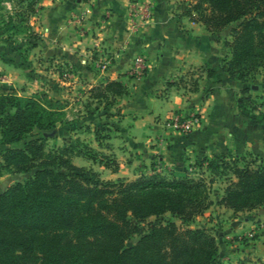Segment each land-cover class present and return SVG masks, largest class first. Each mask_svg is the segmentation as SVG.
Masks as SVG:
<instances>
[{"label": "trees", "instance_id": "16d2710c", "mask_svg": "<svg viewBox=\"0 0 264 264\" xmlns=\"http://www.w3.org/2000/svg\"><path fill=\"white\" fill-rule=\"evenodd\" d=\"M36 2L29 4L31 13ZM186 14L212 34L232 26L231 39L223 42L231 56L220 60V69L230 79L248 82L264 68V0H197ZM32 32L36 41L31 48H36L44 39ZM205 70L208 79L215 76L213 69ZM193 85L196 90L197 79ZM252 90L253 86L241 90L237 106L243 116L260 123L262 103H257ZM126 93L127 84L107 78L89 94L110 107ZM65 118L60 99L45 92L18 95L0 85V175L3 170L28 174L0 192V264H251L250 259L221 261L213 234L206 228H190L193 219L214 204L203 179L192 178L187 169H154L133 180H101L97 172L72 161L73 156L96 161V149L79 139L47 148L58 124H68ZM102 126L100 142L110 138V129ZM100 158L116 173L117 163L108 155ZM226 158L214 157L223 162ZM232 165L236 180L218 204L238 214L264 207V157L248 152L235 156ZM166 214L185 227L174 220L149 221ZM133 235L139 241L126 246Z\"/></svg>", "mask_w": 264, "mask_h": 264}, {"label": "crops", "instance_id": "0c3cea01", "mask_svg": "<svg viewBox=\"0 0 264 264\" xmlns=\"http://www.w3.org/2000/svg\"><path fill=\"white\" fill-rule=\"evenodd\" d=\"M145 1L153 3L154 15L132 30L128 21L131 0H40V14L33 24L44 43L36 50L42 57L56 56L70 65L86 62L94 66L93 57H109L108 68L93 75V81L110 78L128 85V93L118 98V107L124 115L121 129L130 136L124 143L116 140L114 151H122L121 155L116 153L119 158L130 156L129 167L140 159L131 154L140 152L147 164L158 162L152 170L165 171H185L186 164L199 156L219 157L226 151L264 157V120L255 123L237 106L241 90L249 85L230 79L220 69L221 58L231 56L223 42L231 39L232 26L212 34L201 21L191 20L186 10L197 0ZM137 56L145 58L143 78L128 73ZM206 68L213 69L215 76L208 79ZM0 73L20 75L3 62ZM258 77L264 84V73ZM196 79V90L184 88ZM0 84L15 88L11 78L0 80ZM263 91L264 85L260 88ZM194 112L200 116L192 132H177L166 126L174 114L190 117ZM124 145L127 147L120 150ZM118 170L113 173L116 179ZM3 178L0 175V182ZM8 186L0 184V192ZM222 218L217 219L225 224H220L223 231L218 233L222 260L237 262L250 257L264 264V207L247 211L242 217ZM251 232L254 238L244 243L235 237ZM232 237L234 240L227 239Z\"/></svg>", "mask_w": 264, "mask_h": 264}, {"label": "rangeland", "instance_id": "374dc122", "mask_svg": "<svg viewBox=\"0 0 264 264\" xmlns=\"http://www.w3.org/2000/svg\"><path fill=\"white\" fill-rule=\"evenodd\" d=\"M33 1L34 0H3V10L1 11L0 16V62L17 69L20 75L14 77L9 74L0 73V80L7 82V78H11V85L15 87L11 88L16 90L18 95H30L36 92H45L48 96L60 99L63 102L66 114L65 120L68 121V124H58L57 135L55 138L47 142V148L61 147L63 144H74L76 140L79 139L80 143H85L88 147L96 149V161H83V159L79 157L75 159L76 156L72 157V161L78 166L86 167L87 170L95 173L97 172V177L101 180L117 181L121 178L133 180L143 173H152V166L158 162H154L152 165L151 162H148L147 164L146 158L144 159V156L141 155L142 152H140V154H131V157L138 156L140 159L133 167H129L127 162L129 161L130 156L119 158L116 154L118 152H116V150L114 151L116 148L114 147L116 140H122V143H124L130 136L121 129V119L124 115L122 114L121 107H118L119 100H117L115 106L106 107V101L104 102L103 100L89 94L90 90L100 83V81H93V77L98 76L101 71L108 68V61H110L109 57H93L95 65L91 66L90 64L87 65L86 62H84L83 65L76 63L70 65L69 62L62 61V59L56 56H49L47 58L40 56L36 49L43 48L44 41L42 44H38L36 48H31L32 43H34L36 39L31 37L30 33L36 31L33 22L35 20L34 18L38 17L41 10L40 0H37L35 3L36 11L34 13H31L28 10L29 4ZM10 62H12L13 65ZM104 64H106V67H103ZM135 66L134 63L133 68L128 70V73H131L130 76L143 78L146 74L145 69L144 72H138L135 70ZM260 73H264V68H261ZM247 83L249 86H259L252 90L251 94H253L257 103H262L261 107L264 112V91L260 92V88L262 87L263 89L264 84L261 77H258L257 74L253 80H249ZM195 87V85L190 84L189 87L185 86L184 88L194 91ZM194 115H197L198 117L200 116V114L196 112H194ZM102 125H106V127L110 129V138L107 140L103 139L102 142H100L97 137H99L98 135H104ZM99 142L101 143L100 145ZM107 144L108 147H105ZM126 147L127 146L124 145L120 150H124ZM121 152L122 151L118 154L121 155ZM104 155H108L110 161L118 164L119 170L117 168V175L119 176V179H116L117 176L113 174L112 167L109 168L100 162V157H104ZM221 155L227 157L225 162L221 160L216 161L213 156H199L198 159L193 160L192 163L186 164L185 166L192 178L203 179L205 181L207 186L205 193L214 202V204L205 211L203 215H198L193 219L194 221L190 228H206L211 234H213L217 242H219L218 233L223 231V228L221 229V227L225 225L223 223L225 218H222V215L224 217H232L235 215L239 217L245 216V212H243L242 215H238V213H234L233 211L230 212L228 208L227 210H222L225 206L218 204L221 197L224 195L223 193L225 192V189L232 181L236 180L232 162L234 161L235 156L236 158L240 157L231 151L220 153L219 156ZM204 157H208L207 160H204ZM156 158V161H158L160 158L159 155H157ZM201 163L204 164L201 165ZM161 171L166 172L162 169ZM1 174L4 175V178L0 182L2 187H6L11 183L24 180L28 177V174L18 175L7 170H3ZM219 218L223 219V224L217 220ZM172 220L176 221L178 226L185 227V225L181 224L180 220L170 214L162 215L157 219L154 217L149 219L152 223H158L160 221L166 223L167 221ZM211 223L215 224V226L211 225ZM149 226L150 224L144 225L145 229L149 228ZM253 236L255 235L251 232L248 233V236L237 235L235 237L240 239V242L244 243L250 240V238H254ZM139 239L138 235H133L125 242V245L130 246L139 241ZM227 239L234 240V237ZM245 259H250L251 264H257V260H253L250 257ZM220 260L223 261L222 258Z\"/></svg>", "mask_w": 264, "mask_h": 264}, {"label": "built area", "instance_id": "2783aa9c", "mask_svg": "<svg viewBox=\"0 0 264 264\" xmlns=\"http://www.w3.org/2000/svg\"><path fill=\"white\" fill-rule=\"evenodd\" d=\"M154 15V5L152 2L145 0H131L130 13H129V26L132 30L139 29L147 20ZM135 70L144 72L146 67L145 58L136 57L134 60ZM106 67V64L103 65ZM199 123L198 116L193 115L190 117L182 116L181 114H174L167 121L166 126L169 129L177 132H192L195 125Z\"/></svg>", "mask_w": 264, "mask_h": 264}, {"label": "water", "instance_id": "95a60500", "mask_svg": "<svg viewBox=\"0 0 264 264\" xmlns=\"http://www.w3.org/2000/svg\"><path fill=\"white\" fill-rule=\"evenodd\" d=\"M256 88H258L257 86H253V89H256Z\"/></svg>", "mask_w": 264, "mask_h": 264}]
</instances>
